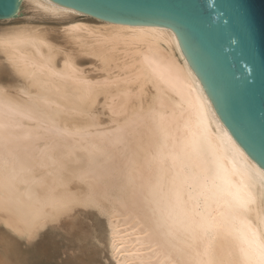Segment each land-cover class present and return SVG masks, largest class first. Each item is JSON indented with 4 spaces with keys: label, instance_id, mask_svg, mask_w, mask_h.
Segmentation results:
<instances>
[{
    "label": "bare ground",
    "instance_id": "obj_1",
    "mask_svg": "<svg viewBox=\"0 0 264 264\" xmlns=\"http://www.w3.org/2000/svg\"><path fill=\"white\" fill-rule=\"evenodd\" d=\"M4 65L0 264H245L262 167L171 28L20 0L0 17ZM240 173L253 211L217 227Z\"/></svg>",
    "mask_w": 264,
    "mask_h": 264
},
{
    "label": "water",
    "instance_id": "obj_2",
    "mask_svg": "<svg viewBox=\"0 0 264 264\" xmlns=\"http://www.w3.org/2000/svg\"><path fill=\"white\" fill-rule=\"evenodd\" d=\"M20 0H0V17ZM94 17L171 28L223 125L264 167V0H46Z\"/></svg>",
    "mask_w": 264,
    "mask_h": 264
},
{
    "label": "snow or ice",
    "instance_id": "obj_3",
    "mask_svg": "<svg viewBox=\"0 0 264 264\" xmlns=\"http://www.w3.org/2000/svg\"><path fill=\"white\" fill-rule=\"evenodd\" d=\"M16 71L19 69L16 68ZM0 71L8 74L13 73V69L7 65L0 66ZM241 179L238 184H231L230 189L226 195L230 197L224 201V205L227 209L225 213H221L223 217L222 224L217 227H225L229 224L230 219H235L236 214L241 212H250L253 209L249 208V205L255 204L256 200L252 193L248 190V184L245 183V175L239 174ZM261 176L264 177V167L261 169ZM262 188H264V181H262ZM261 208L257 212L258 225L254 227L247 221H245L246 232L243 234V244L246 247H242L241 251L244 255L245 264H264V191L261 192ZM257 228L260 229L259 233Z\"/></svg>",
    "mask_w": 264,
    "mask_h": 264
},
{
    "label": "rangeland",
    "instance_id": "obj_4",
    "mask_svg": "<svg viewBox=\"0 0 264 264\" xmlns=\"http://www.w3.org/2000/svg\"><path fill=\"white\" fill-rule=\"evenodd\" d=\"M26 12H27V13H26ZM26 12L24 13V14H25L24 16H23V15L21 16L22 19L30 18V17H31V15H29L31 11L29 10V12H28V11H26ZM24 17H25V18H24ZM102 219H103V218H102ZM103 229H104V225H103V221H102V222H101V230L103 231ZM1 231H2V229L0 228V233H1ZM1 248H2V247L0 246V252H2ZM103 255H104V257H105V256H107V253L105 252ZM63 257H64V256H63ZM60 259H61V258H60ZM106 264H109V263L106 262Z\"/></svg>",
    "mask_w": 264,
    "mask_h": 264
}]
</instances>
